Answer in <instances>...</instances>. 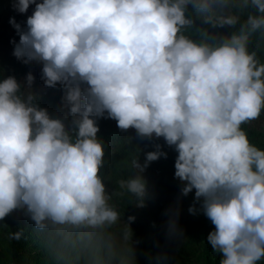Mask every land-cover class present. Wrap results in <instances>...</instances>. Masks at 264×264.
<instances>
[{"label":"clouds","instance_id":"obj_1","mask_svg":"<svg viewBox=\"0 0 264 264\" xmlns=\"http://www.w3.org/2000/svg\"><path fill=\"white\" fill-rule=\"evenodd\" d=\"M10 3L22 15L33 6L23 27L9 18L19 37L9 41L12 56L40 65L61 102L53 116L37 103L31 71L24 84L0 73V229L17 213L49 264H135L136 218L125 220L115 199L144 207L142 173L167 152L154 144L109 190L97 135L108 119L176 152L179 197L193 193L187 211L214 226L206 240L218 264H264V150L242 127L264 110V62L248 49L250 36L264 33V0H239L255 10L243 22L226 11L234 0ZM177 218L169 210L167 238ZM22 238L23 227L8 233Z\"/></svg>","mask_w":264,"mask_h":264},{"label":"trees","instance_id":"obj_2","mask_svg":"<svg viewBox=\"0 0 264 264\" xmlns=\"http://www.w3.org/2000/svg\"><path fill=\"white\" fill-rule=\"evenodd\" d=\"M3 5V0H0V7ZM33 6H30L28 12L24 15L15 11V18L21 20L23 25L27 15H31ZM228 13L236 14L240 17L241 22L244 21L249 13H254V8L249 5L243 8L239 4V0H234V3L226 10ZM17 21V22H18ZM239 25L236 29L238 30ZM223 32L228 29L221 30ZM191 35V33H189ZM1 38V36H0ZM19 37L13 31L10 40L18 42ZM248 49L250 52L255 51L257 58L264 62V33L257 31L249 38ZM13 45H10L9 58L7 62L0 60V73L3 76L13 75L18 81L24 84L26 74L31 71L35 77L32 90L37 94V103L40 107L47 108L53 116L60 115L61 91L59 87L56 89L45 88L40 80V65L30 63L25 65L16 60L12 56ZM99 123L98 137L105 143V162L106 167L102 170V175L106 176L111 182L108 183L109 190L116 187V181L126 179L131 174L136 173V169L131 167V161L138 156L142 163L144 160V152L154 150L153 145L159 143L162 150L167 152V158H161L152 162L150 166L142 173V176L147 181L148 194L145 199V206L138 208L135 206V198L129 195L118 197L115 203L118 209L122 212L123 218L126 220L129 215L135 216V221L130 225L133 233V241H138L134 248L140 254L147 255L151 253L154 247H157L163 253L165 264H187L189 253L187 247L184 246L182 234L185 227L196 226L212 230L214 227L210 221L203 215H191L187 211L193 200V193H189L187 197H179L180 188L182 185L177 179H174V160L176 152L164 145L163 139L159 140H139L136 138L135 131L129 129L127 132H122L117 129L115 131L105 130ZM116 124V123H115ZM248 134L251 143L255 144L264 150V140L262 134L257 132L248 124L242 125ZM125 137H132L130 142L125 140ZM139 152H138V150ZM178 209L177 228L171 238L166 237V227L168 221L169 210ZM9 228L14 232L17 227L25 228V237L30 235L31 225L24 222L22 218H17L18 214L14 213L9 216ZM9 240L6 241V252L8 255L9 264H26L24 258V240ZM149 256H146L148 259ZM143 264H149V260ZM136 264V263H135Z\"/></svg>","mask_w":264,"mask_h":264},{"label":"rangeland","instance_id":"obj_3","mask_svg":"<svg viewBox=\"0 0 264 264\" xmlns=\"http://www.w3.org/2000/svg\"><path fill=\"white\" fill-rule=\"evenodd\" d=\"M15 11L13 10L10 0H3V5L0 7V60L7 62L9 58L10 39L11 34L15 31L9 24V18L14 17ZM16 21H18L15 18ZM23 27L21 20L18 21ZM100 124L105 130L115 131L116 124L113 120L101 119ZM248 125L254 128L257 132L261 133V138L264 140V110H262L259 119L254 120ZM9 218L4 222L8 225ZM23 219V218H22ZM24 222H27L23 219ZM9 226V225H8ZM8 228L0 229V264H9L8 255L6 252V241L8 237ZM210 229L196 226L185 227L182 240L185 247L188 249L189 258L187 264H218L219 256L213 253L210 245L207 243L206 237ZM135 263L143 264L144 261L149 264H165L164 259H157L158 256H163L161 250L154 247L150 254L143 255L135 249ZM24 258L26 264H49V259L45 250L41 247L40 242L31 234L24 240ZM146 256H149L146 259Z\"/></svg>","mask_w":264,"mask_h":264}]
</instances>
